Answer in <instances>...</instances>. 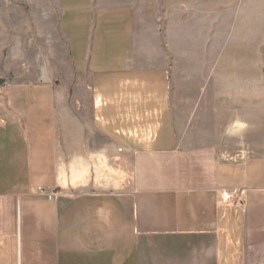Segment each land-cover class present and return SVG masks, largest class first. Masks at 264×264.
Instances as JSON below:
<instances>
[{
  "label": "crops",
  "instance_id": "crops-1",
  "mask_svg": "<svg viewBox=\"0 0 264 264\" xmlns=\"http://www.w3.org/2000/svg\"><path fill=\"white\" fill-rule=\"evenodd\" d=\"M85 17L78 82L0 88V264H264L260 25L144 69L131 15Z\"/></svg>",
  "mask_w": 264,
  "mask_h": 264
},
{
  "label": "rangeland",
  "instance_id": "rangeland-1",
  "mask_svg": "<svg viewBox=\"0 0 264 264\" xmlns=\"http://www.w3.org/2000/svg\"><path fill=\"white\" fill-rule=\"evenodd\" d=\"M90 8L94 16L107 9L131 15L135 68L163 66L186 53L195 61L232 60L248 53L247 21L260 25L253 43L264 58V0H0V88L78 82L68 30Z\"/></svg>",
  "mask_w": 264,
  "mask_h": 264
},
{
  "label": "built area",
  "instance_id": "built-area-1",
  "mask_svg": "<svg viewBox=\"0 0 264 264\" xmlns=\"http://www.w3.org/2000/svg\"><path fill=\"white\" fill-rule=\"evenodd\" d=\"M244 193V191H241L240 196ZM226 198H229V195H227Z\"/></svg>",
  "mask_w": 264,
  "mask_h": 264
}]
</instances>
